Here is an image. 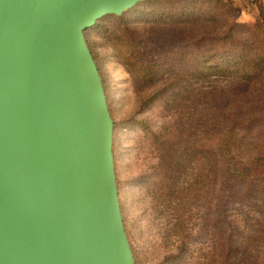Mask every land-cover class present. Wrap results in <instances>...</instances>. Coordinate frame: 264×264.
<instances>
[{"label": "water", "instance_id": "95a60500", "mask_svg": "<svg viewBox=\"0 0 264 264\" xmlns=\"http://www.w3.org/2000/svg\"><path fill=\"white\" fill-rule=\"evenodd\" d=\"M151 0H0V264H137L87 39Z\"/></svg>", "mask_w": 264, "mask_h": 264}, {"label": "trees", "instance_id": "16d2710c", "mask_svg": "<svg viewBox=\"0 0 264 264\" xmlns=\"http://www.w3.org/2000/svg\"><path fill=\"white\" fill-rule=\"evenodd\" d=\"M152 4L166 6L151 21L134 24L135 8L92 30L113 47L135 91L157 85L138 112L176 93L158 130L139 122L156 151L148 193L181 240L171 260L200 243L203 264H264V12L240 24L225 0L137 7ZM233 210L242 228L230 222Z\"/></svg>", "mask_w": 264, "mask_h": 264}, {"label": "rangeland", "instance_id": "374dc122", "mask_svg": "<svg viewBox=\"0 0 264 264\" xmlns=\"http://www.w3.org/2000/svg\"><path fill=\"white\" fill-rule=\"evenodd\" d=\"M225 1L230 5L228 10L232 21L240 24H254L264 12V0ZM165 6L152 4L136 7L129 19L134 24H141L144 20L151 21L161 16ZM87 39L99 64L116 124L115 158L120 199L136 263L203 264V259H199L202 247L200 243H192L189 253L180 258V261L171 260L172 255L181 250V240L170 232L169 212L156 208L147 190V183L150 181L147 175H151L157 159L156 151L139 122L146 121L152 130H158L165 121L162 111L167 104L173 102L176 93H168L152 108L138 112L142 98L150 95L157 85L140 92L135 91L131 76L120 64L113 47L93 30L87 32ZM165 114L168 115L167 112ZM229 220L234 225L243 227V214L240 212L231 211ZM193 233H199L197 227Z\"/></svg>", "mask_w": 264, "mask_h": 264}]
</instances>
